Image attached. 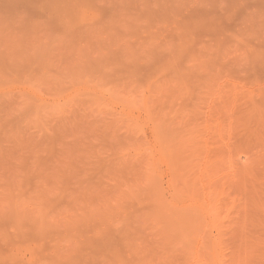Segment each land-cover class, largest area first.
Listing matches in <instances>:
<instances>
[{
	"label": "rangeland",
	"instance_id": "rangeland-1",
	"mask_svg": "<svg viewBox=\"0 0 264 264\" xmlns=\"http://www.w3.org/2000/svg\"><path fill=\"white\" fill-rule=\"evenodd\" d=\"M0 264H264V0H0Z\"/></svg>",
	"mask_w": 264,
	"mask_h": 264
}]
</instances>
